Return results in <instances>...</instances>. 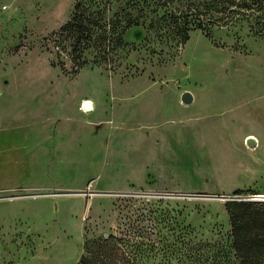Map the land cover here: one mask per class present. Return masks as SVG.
<instances>
[{
  "label": "rangeland",
  "instance_id": "rangeland-1",
  "mask_svg": "<svg viewBox=\"0 0 264 264\" xmlns=\"http://www.w3.org/2000/svg\"><path fill=\"white\" fill-rule=\"evenodd\" d=\"M206 1L0 0V264H76L104 233L140 264H239L224 203H264V0L181 42L171 14Z\"/></svg>",
  "mask_w": 264,
  "mask_h": 264
},
{
  "label": "trees",
  "instance_id": "trees-1",
  "mask_svg": "<svg viewBox=\"0 0 264 264\" xmlns=\"http://www.w3.org/2000/svg\"><path fill=\"white\" fill-rule=\"evenodd\" d=\"M230 0H209L194 4L187 2L182 6L181 13L171 14V24L177 29L180 41L185 42L189 32L200 29L209 35L211 28L218 19L211 13L214 11L228 14ZM75 13L57 31L58 41L72 40V49L78 56L80 49L88 43L95 32L97 23L91 22L85 14V9L76 3ZM209 15V16H208ZM227 16V15H226ZM96 24V25H95ZM131 23L127 21L126 26ZM108 35L98 37V42L107 41ZM110 39V38H109ZM82 51V50H81ZM230 222V233L233 248L240 259L239 264H262L264 260V203L253 204L246 201L228 200L224 203ZM105 234V233H104ZM111 235H103L98 241H86L76 264H140L131 251H122L116 243L110 244ZM133 245V244H132ZM130 246V244H129ZM127 253V254H126Z\"/></svg>",
  "mask_w": 264,
  "mask_h": 264
},
{
  "label": "water",
  "instance_id": "water-1",
  "mask_svg": "<svg viewBox=\"0 0 264 264\" xmlns=\"http://www.w3.org/2000/svg\"><path fill=\"white\" fill-rule=\"evenodd\" d=\"M193 97H192V94L185 90L182 92L181 94V101L184 102V103H190L192 101ZM82 106L84 109L88 110L92 107V103L89 101V100H85L83 103H82ZM248 142L249 143H253V141L251 139H248ZM106 234V233H105Z\"/></svg>",
  "mask_w": 264,
  "mask_h": 264
}]
</instances>
